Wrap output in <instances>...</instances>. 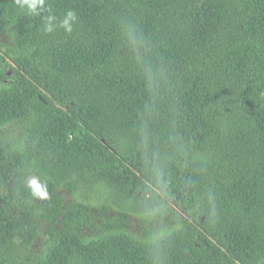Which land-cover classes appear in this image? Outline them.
I'll return each mask as SVG.
<instances>
[{"label":"trees","instance_id":"16d2710c","mask_svg":"<svg viewBox=\"0 0 264 264\" xmlns=\"http://www.w3.org/2000/svg\"><path fill=\"white\" fill-rule=\"evenodd\" d=\"M0 264H264V0H0Z\"/></svg>","mask_w":264,"mask_h":264},{"label":"clouds","instance_id":"9594fccd","mask_svg":"<svg viewBox=\"0 0 264 264\" xmlns=\"http://www.w3.org/2000/svg\"><path fill=\"white\" fill-rule=\"evenodd\" d=\"M17 3L23 7L24 5H27L29 12L35 13L36 7L38 4H42L43 0H17ZM68 18L74 19L75 14L73 12H68ZM51 20V17L49 18ZM64 26L67 28V30H71L70 27H67V20L64 21ZM46 31H51V25H46ZM30 186L32 187L33 194L38 195L41 198H47V191L45 188H42L40 185L36 184V182L33 180L31 181Z\"/></svg>","mask_w":264,"mask_h":264},{"label":"rangeland","instance_id":"374dc122","mask_svg":"<svg viewBox=\"0 0 264 264\" xmlns=\"http://www.w3.org/2000/svg\"><path fill=\"white\" fill-rule=\"evenodd\" d=\"M84 185H86V184H84ZM85 187V186H84Z\"/></svg>","mask_w":264,"mask_h":264}]
</instances>
